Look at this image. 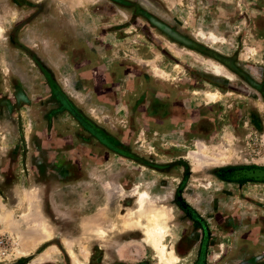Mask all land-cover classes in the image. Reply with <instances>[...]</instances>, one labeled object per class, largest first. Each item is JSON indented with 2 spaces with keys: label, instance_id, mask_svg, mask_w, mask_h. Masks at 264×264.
I'll return each mask as SVG.
<instances>
[{
  "label": "rangeland",
  "instance_id": "374dc122",
  "mask_svg": "<svg viewBox=\"0 0 264 264\" xmlns=\"http://www.w3.org/2000/svg\"><path fill=\"white\" fill-rule=\"evenodd\" d=\"M164 263L264 264V0H0V264Z\"/></svg>",
  "mask_w": 264,
  "mask_h": 264
},
{
  "label": "bare ground",
  "instance_id": "6f19581e",
  "mask_svg": "<svg viewBox=\"0 0 264 264\" xmlns=\"http://www.w3.org/2000/svg\"><path fill=\"white\" fill-rule=\"evenodd\" d=\"M142 197H144V196H142ZM142 197H141V198H142ZM141 198H140V199H141ZM142 200H143V199H141V201H142ZM142 205H143V204H142ZM147 214H148V213H147ZM149 214H150V212H149ZM156 216H157V215H156ZM145 219H146V218H145ZM151 220H152V219H151ZM157 221H158V220H157ZM157 221H156V222H157ZM152 222H153V220H152ZM156 222H155V223H156ZM158 222H159V221H158ZM145 223H146V222H145ZM145 225H146V224H145ZM162 225H163V224H162ZM146 226H147V225H146ZM151 226H152V225H151ZM151 226H149V227H151ZM158 226H159V225H158ZM160 226H161V225H160ZM158 228H159V227H158ZM148 230H149V229H148ZM157 230H158V229H157ZM157 232H161V231L158 230ZM149 233H150V232H149ZM147 234H148V233H147ZM150 234H151V233H150ZM150 234H149V236H151ZM154 234H155V233H154ZM155 236H156V235H155ZM152 237H153V235H152ZM152 237H151V238H152ZM157 237H158V235H157ZM153 238H154V237H153ZM155 238H156V237H155ZM160 238H161V237H160ZM160 242H161V241H160ZM156 243H157V242H156ZM161 245H162V244H161ZM166 248H167V247H166ZM168 249H169V248H168ZM164 251H165V248L162 247V248L160 249V252H161L160 254H162L163 257L165 256V252H164ZM171 251H172V250H171ZM156 252H157V251H156ZM168 252H169V251H168ZM157 253H158V252H157ZM158 254H159V253H158ZM166 256H167V255H166ZM166 259H167V258H166ZM173 259H174V258H173ZM169 260H170V259H169ZM169 260H168V261H169ZM161 261L163 262L162 259H161ZM164 264H166V263H164ZM171 264H172V263H171Z\"/></svg>",
  "mask_w": 264,
  "mask_h": 264
},
{
  "label": "trees",
  "instance_id": "16d2710c",
  "mask_svg": "<svg viewBox=\"0 0 264 264\" xmlns=\"http://www.w3.org/2000/svg\"><path fill=\"white\" fill-rule=\"evenodd\" d=\"M200 255H202V251H200Z\"/></svg>",
  "mask_w": 264,
  "mask_h": 264
}]
</instances>
